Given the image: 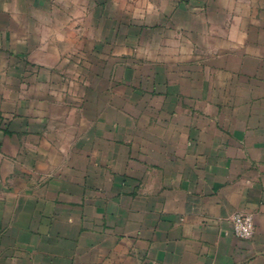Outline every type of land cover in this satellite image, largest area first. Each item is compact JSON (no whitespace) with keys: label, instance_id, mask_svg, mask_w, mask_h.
I'll return each mask as SVG.
<instances>
[{"label":"crops","instance_id":"1","mask_svg":"<svg viewBox=\"0 0 264 264\" xmlns=\"http://www.w3.org/2000/svg\"><path fill=\"white\" fill-rule=\"evenodd\" d=\"M227 26L242 38L227 55L248 60L228 68L244 90L229 112L213 98L222 112L167 113L118 153L96 137L120 147V128L64 142L61 84L47 81L64 57L165 49L187 68L208 55L192 43ZM194 63L199 77L156 99L205 103ZM237 213L253 216V238L235 236ZM0 264H264V0H0Z\"/></svg>","mask_w":264,"mask_h":264},{"label":"rangeland","instance_id":"2","mask_svg":"<svg viewBox=\"0 0 264 264\" xmlns=\"http://www.w3.org/2000/svg\"><path fill=\"white\" fill-rule=\"evenodd\" d=\"M224 28L226 32L223 33H219L218 30L208 33L206 41L202 43L205 44L206 48L201 47L198 50L195 48L196 44L192 43L194 46L189 48L192 54L200 51L206 52L208 55L205 57L196 55L183 57L182 62L183 64L188 63L187 68L183 66L174 68L181 58L167 56L165 49L159 50L160 54H157L156 51V55L153 54L154 52L148 51V55L143 56V58L134 57V55L127 57L116 55L107 57H64L62 61L63 68H57L56 72L48 71L47 74V81L50 83L57 81L61 84V89H57V91L62 93L63 103L62 105L52 106V108H55L57 113L63 114V120L61 121L64 128L63 132L68 135V137H65L64 142L70 146V140H72L71 145L74 146L77 138L78 140L81 137L85 138L86 132L92 128L95 130L120 128L125 130L123 135L127 141L121 142L120 147L118 144H114L116 143L114 134L102 139L96 137V140H99L96 141L98 145L106 147L105 149L109 152L115 151L118 153L128 144L133 145L135 136L133 131L135 129L139 131L165 129L166 122L164 120H166L165 115L167 113L222 112V106L217 110L216 105L214 106L210 102L209 99L213 98L222 100L225 106L224 112H229L232 108L228 104L229 98L235 95L243 97L244 90L240 85H236L237 83L234 82L235 75L228 68H245L248 60H246V57L238 55H227L240 52L239 47L236 45L242 44V40H240L242 38L240 33H231L230 26ZM237 36L239 39H236ZM233 37L234 39H232ZM216 52L224 56L217 58L212 56ZM116 53H118V49L111 51V54ZM132 53L134 52L131 49H127V54L131 55ZM167 61L169 63L172 61V64H167ZM199 61L202 62L201 66L203 68H207L206 71L201 69L202 73H200V77L206 84V97L208 100L205 103L194 105L188 100L189 104L186 103L187 101L178 100L175 104H171L156 99L158 94L168 95V90L162 88V85L169 84L167 86L170 87L177 83L186 84L188 81H183L182 78L188 77L192 80L197 76V63L194 62ZM158 62H163V64L159 65ZM203 63L206 65L204 66ZM218 64H221L222 67H218ZM215 65L217 68H215ZM189 70L190 72H188ZM216 85L218 86L216 87ZM182 92L191 93L188 89H184ZM245 92L247 93V89ZM177 96L180 97L179 94ZM67 100L70 104L66 102ZM92 117L94 123L92 119H89ZM177 123L183 124V121L169 122L173 125ZM114 133L117 132L114 131ZM75 134H78V137ZM84 145L83 147L78 145L79 150L76 151L77 153H74L75 149H73L74 152H71L74 156L78 154L80 160L82 154L85 155V152H87ZM107 151L105 153L95 151L94 153L98 156V159H107ZM95 159L97 160V157Z\"/></svg>","mask_w":264,"mask_h":264},{"label":"built area","instance_id":"3","mask_svg":"<svg viewBox=\"0 0 264 264\" xmlns=\"http://www.w3.org/2000/svg\"><path fill=\"white\" fill-rule=\"evenodd\" d=\"M233 230L237 238L249 240L255 234L254 218L250 214L237 213L233 217Z\"/></svg>","mask_w":264,"mask_h":264}]
</instances>
